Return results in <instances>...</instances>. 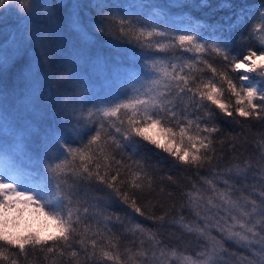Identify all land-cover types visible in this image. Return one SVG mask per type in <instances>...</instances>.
<instances>
[{"label": "trees", "instance_id": "1", "mask_svg": "<svg viewBox=\"0 0 264 264\" xmlns=\"http://www.w3.org/2000/svg\"><path fill=\"white\" fill-rule=\"evenodd\" d=\"M258 29L264 31V0H30L24 11L12 0L0 6V156L39 186L28 192L35 208L65 221L71 212L75 229L64 240L56 223L58 234L23 249L0 239V264H154V257L172 264L159 257L175 252L180 264L199 252L195 218L215 219L209 208L215 179L248 166L245 186L259 194L264 185L256 184L264 164L245 159L264 148V117L239 116L220 75L243 88L235 63L264 53ZM141 30L154 35L138 41L134 34ZM180 35H191L204 50L179 46ZM159 43L174 46H151ZM206 84L220 91L231 116L201 99L197 89ZM150 124L180 154L195 142L189 137L203 140L208 147L197 143L195 150L207 158L203 166L128 133ZM6 183L17 191L16 183ZM230 192L237 201L245 198V191ZM157 236L158 245L144 246ZM217 242L221 251L211 264L258 260L239 241Z\"/></svg>", "mask_w": 264, "mask_h": 264}, {"label": "rangeland", "instance_id": "2", "mask_svg": "<svg viewBox=\"0 0 264 264\" xmlns=\"http://www.w3.org/2000/svg\"><path fill=\"white\" fill-rule=\"evenodd\" d=\"M257 35L260 46H264V31L258 29ZM259 56H264V53L262 52L252 56V60H256ZM248 57L239 62H243L246 65L245 68L237 69L239 71L240 84L244 89L252 88L255 91H260L261 89L260 93H262V89L264 88V66L262 65H264V61H259L253 71L249 72L247 65H249L251 61L247 59ZM244 77H246V79ZM257 83L261 84V86ZM144 130H147L146 135L152 136L154 139L158 140L160 144H167L170 146L169 142H167V138H163L161 131L157 129L156 125H147ZM174 149L180 148L175 146ZM181 152L183 153L184 151ZM245 159L257 162L258 164H264V148L259 147L256 156L245 157ZM49 160L52 162L53 159L50 158ZM245 168L249 170L248 166H245ZM245 168L242 170L237 168L239 171L234 168L230 172L223 174L224 176L221 178L215 179L216 184L212 186L214 189L213 194L209 196V208L211 207L213 211H215V219H204L201 216H198L197 219L195 218L197 221V237H199L200 241L199 252H195L192 256H185L180 260V264H211L214 256L221 251L217 240L219 242L225 241L226 243L239 241L241 245H244L243 250L242 248L239 250L245 251V248H247L246 250H248L249 255L252 254L250 255L251 258H257L260 261L251 260V262H246L245 264H264V244L258 242L260 238L264 236V230H262L261 225L256 224V221L264 216L261 215L259 209L250 216H244L240 211V209L243 208L244 211L251 213L252 204L250 200H248L249 196L260 199L258 192L252 189L253 186H249L248 188L245 186V175L248 173L247 170L245 171ZM259 175L260 176L256 179V184L258 182L264 183V169L261 170ZM226 180L228 181L227 184H225ZM225 188H227V190H225ZM230 190L245 191V198H242V201H240L238 197L239 200L237 201L236 198L238 195H235V193L232 195L233 193L230 192ZM229 201H235L237 206L234 207ZM90 204L93 205L92 203ZM14 208L17 210H8L7 213L0 215V232H3L5 235L19 239H23L29 235L49 239L50 236L52 237V235L55 236L58 234L56 232V223H54L53 219H50L43 210L36 211L37 208H35L34 204H20L19 206H14ZM91 209V216L97 217V212H99L98 208L93 206ZM82 214L81 212L79 218L83 217ZM233 217L236 219L234 220ZM185 219L187 218H184V220ZM241 224H244L245 227L242 228ZM179 228L182 234L187 235L183 225H179ZM247 228H253V232L257 235L253 236V233L248 232ZM221 229H224V231H221ZM229 229L233 233L239 232L243 235H247L249 239L244 241L239 240L238 237L229 238ZM158 239H161V237L157 236L156 238L145 239L143 244L144 246L158 245ZM6 243L8 242L6 241ZM179 247L181 246L179 245ZM175 253L173 255L163 254L164 256L159 258L162 260V258L166 256L168 263L175 264L177 261V253ZM143 257L148 258L149 255L143 253ZM153 259L155 260L154 264H159L160 261H157L156 257ZM227 260L234 261V257Z\"/></svg>", "mask_w": 264, "mask_h": 264}, {"label": "snow or ice", "instance_id": "3", "mask_svg": "<svg viewBox=\"0 0 264 264\" xmlns=\"http://www.w3.org/2000/svg\"><path fill=\"white\" fill-rule=\"evenodd\" d=\"M6 2L11 3L12 0H0V6L5 5ZM16 3H18L20 9L22 11H24L26 8L29 7L30 0H16ZM121 31H123V29H121ZM134 35H135L136 40L140 41L141 38H144L145 36L147 38L153 37L154 31H148L145 33L143 30H141L138 34H134ZM155 35H160V33H155ZM177 39H178L179 46L183 47L186 44L189 45V47L187 49L188 51L194 50L196 52H202L204 50L203 46L195 43V40L191 35H180V36H178ZM144 42L147 43L148 40H144ZM151 46L157 47L160 50H164V49H167L169 47H173L174 45L173 44H167V43H159V44H155V45H151ZM213 51H215L216 53H221L222 50L219 48L213 47ZM254 55H255V53H251L249 55V57L247 58L248 60L251 61V63L249 65H247L249 72L253 71V69L256 67V65L259 61H264V56H259V57H257L256 60H252V56H254ZM245 66H246L245 63H243V62L235 63V68H237V69L245 68ZM262 66H264V65H262ZM213 71H215V69H213ZM220 75L225 77V79H227L229 89L236 97L235 111L239 113V116H241V117L255 116L258 118L264 117V94H261L259 103H254V98L257 95V91H255L252 88H247V89L241 88V90L237 91L236 86L233 84V81L231 79H228L224 72H221ZM244 78L246 79V77H244ZM203 88H204L203 91H200L199 89H197L200 93L201 99H207L209 101H212L213 103L217 104L219 106V108L222 111L226 112L229 116L232 115V112L228 111V105L221 102V100L219 99L220 91L217 90L214 85L206 84L203 86ZM127 106L128 105H125V107H127ZM112 113L115 114V109L112 110ZM105 114L107 115L108 113L105 112ZM146 119L151 120L153 118H152V116H148L146 114ZM158 123H159V120L154 121V124H158ZM146 131L147 130L141 131L139 128H136L135 126H133L131 129L128 130V133L135 132L137 135L144 136L145 139L151 140V142L153 144H157L159 147L163 148L165 151L172 153L173 155L176 156V158L178 160H180L182 162L196 163V164H200V166H203V162H205L207 160L206 157H201V156H198L195 154L197 143H199L200 147H205V148L208 147V145L204 144L203 140H199L198 138L189 137L188 139L190 142H193V141H195V142H193L191 144V149L185 150L183 152V154H180L178 152H175L169 145L160 144V142L158 140L154 139L152 136L146 135ZM167 131L169 133H171L172 130L168 129ZM208 131H216V129L212 128V129H208ZM184 134H185V130L183 128H181V130H180L181 137H183ZM190 153H191V155H190ZM56 168H60V165H56ZM54 171H55V169H54ZM237 171H239V169H237ZM98 179L101 182H105V183L107 182L105 180L104 176H98ZM113 179H115V177H113ZM227 183H228V181L226 180L225 184H227ZM108 186L113 187V185H111V184H109ZM138 186L139 185H137V187ZM261 189L262 190H260V192H259L260 204L257 205L256 200H251V204H252L251 213L244 211L243 208L240 209L241 213L244 216L252 215V213H255L257 211L258 207L260 209L261 215L264 216V185L261 186ZM253 190H255V186H253ZM115 192H116V195L122 197V199L124 200L125 203L129 202V197L127 194L122 193L118 188L115 189ZM229 202L232 203L234 207L237 206L235 201H229ZM37 203H38V201H36L30 193L15 191L14 185L9 184V183H5V182H3V178H0V215L7 213L8 210H17L16 208H14V206H19L20 204L33 205V204H37ZM131 207L136 212H140L141 215H144V213L141 212V209L137 206L135 201L131 202ZM36 211H42V209H36ZM50 218L53 219L54 223H58L60 225L59 232H60L61 238L64 240H68L67 232L68 231H75V229H73L71 227V212H69V219L67 221H65L59 217H50ZM233 219L235 220L236 218L233 217ZM256 224L261 225L262 230H264V218L257 220ZM241 227L243 228V227H245V225L241 224ZM221 231H224V229H221ZM247 231L252 232L253 236L257 235L255 232H253V228H247ZM228 236H229V238L238 237L239 240H244V241H247L249 239V237L247 235H243L242 233H239V232L233 233V232H231L230 229L228 230ZM0 239L6 240L9 244L19 245V247L23 249V247L26 243L38 244L41 242V240L43 238H41L39 236L33 237L31 235L24 237L23 239L11 238V237L5 235L3 232H0ZM49 239H51V237H49ZM258 242L264 244V236H262ZM80 243L84 244V240H81ZM92 244L95 247L96 241L93 240ZM47 251L51 252L52 249L49 248V249H47ZM101 251H102L103 256H107L109 259H112V256L108 252H104L103 250H101ZM0 254H2V253H0ZM75 255H76V253H73V256H75Z\"/></svg>", "mask_w": 264, "mask_h": 264}]
</instances>
